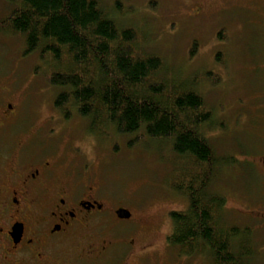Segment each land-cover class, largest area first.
<instances>
[{
  "label": "rangeland",
  "instance_id": "obj_1",
  "mask_svg": "<svg viewBox=\"0 0 264 264\" xmlns=\"http://www.w3.org/2000/svg\"><path fill=\"white\" fill-rule=\"evenodd\" d=\"M218 1L102 0V6L119 28L137 30L141 46L145 43L144 51L165 60L169 77L197 81L195 91L203 97L216 122H211L210 127L214 126L205 136L220 161L212 190L225 198L224 225L251 226L253 234L246 239L253 255L251 260L242 258L241 262L264 264L262 236L257 224L246 218L244 209L254 177L244 156L256 147L257 134H262L264 128V16L250 25L246 17L232 21L224 16L219 20L208 14L203 24L185 19L195 4L218 6ZM250 3L238 1V5ZM11 8L0 0L1 22ZM221 26L224 36L229 33L225 42L215 37ZM0 28V33L7 32L0 34V92L9 90L13 98L11 121L0 134H4L10 158L18 152L21 140L29 142L27 150L33 153L51 147L50 142L62 155H72V146L80 147L84 155L81 165L92 168L90 171L97 175L93 183L98 186L96 195L100 200H112L113 206L129 210L134 219L152 227L158 225L159 236L169 235V213L185 211L188 206L187 199L172 190L178 162L170 140L150 139L142 132L122 135L112 130L104 137L90 135L86 118L72 110L66 118L54 107L61 89L47 82L49 67L44 59L35 52L24 55L21 36L6 26ZM249 30L254 37L246 35ZM217 52L222 55V63L214 61ZM51 134L57 137L49 141L45 135ZM133 224L132 219L104 216L105 233L123 236ZM153 245L160 262L176 258V248H169L166 255L158 237ZM198 255L180 260L183 264H207Z\"/></svg>",
  "mask_w": 264,
  "mask_h": 264
},
{
  "label": "trees",
  "instance_id": "obj_2",
  "mask_svg": "<svg viewBox=\"0 0 264 264\" xmlns=\"http://www.w3.org/2000/svg\"><path fill=\"white\" fill-rule=\"evenodd\" d=\"M3 1L12 7L3 24L21 36L24 55L44 59L47 82L61 89L54 107L62 115L86 118L92 136L170 140L178 162L172 187L188 201L169 214L176 258L204 251L212 264H242L247 236L224 225L225 198L212 190L220 161L205 134L216 122L197 81L169 77L165 60L144 51L137 30L119 28L102 0Z\"/></svg>",
  "mask_w": 264,
  "mask_h": 264
},
{
  "label": "flooded vegetation",
  "instance_id": "obj_3",
  "mask_svg": "<svg viewBox=\"0 0 264 264\" xmlns=\"http://www.w3.org/2000/svg\"><path fill=\"white\" fill-rule=\"evenodd\" d=\"M238 1L219 0V7L195 4L184 18L203 24L209 16L219 20L226 16L232 21L246 17L250 25L264 16V0H250L249 5H238ZM220 28L215 37L225 42L229 33L224 36ZM249 31L246 35L253 36ZM214 55V61L222 63L220 52ZM12 100L9 90L0 92V133L11 121ZM51 135L45 138L50 141V137H57ZM257 135L256 147L244 156L254 175L244 209L246 218L257 224L264 249V128ZM28 143L21 140L18 152L10 158L4 134H0V264H183L181 253L176 259L160 262L153 240L159 238L167 255L173 247L167 233L159 236L158 225L152 227L134 219L130 211L128 220L134 224L129 232L123 236L105 233L104 216L115 215L120 207L97 197L98 186L93 183L97 175L81 165L84 155L80 147L72 146V155H62L50 142L51 147L33 153ZM234 227L251 238V226ZM250 246L248 242L246 260L253 255ZM198 257L212 264L206 252Z\"/></svg>",
  "mask_w": 264,
  "mask_h": 264
},
{
  "label": "water",
  "instance_id": "obj_4",
  "mask_svg": "<svg viewBox=\"0 0 264 264\" xmlns=\"http://www.w3.org/2000/svg\"><path fill=\"white\" fill-rule=\"evenodd\" d=\"M116 216L119 219H128L130 217V213L127 210L119 209L116 211Z\"/></svg>",
  "mask_w": 264,
  "mask_h": 264
}]
</instances>
